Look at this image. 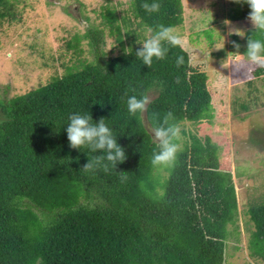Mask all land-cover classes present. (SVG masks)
Returning <instances> with one entry per match:
<instances>
[{"label":"trees","instance_id":"1","mask_svg":"<svg viewBox=\"0 0 264 264\" xmlns=\"http://www.w3.org/2000/svg\"><path fill=\"white\" fill-rule=\"evenodd\" d=\"M14 1L0 0V18L11 17ZM145 2L153 0H129L142 28L181 25L180 0H159L158 13L146 12ZM230 11L229 20H247L250 8L231 0ZM100 18L116 34L119 53L105 57L101 28L87 29L82 37L90 61L0 98V264H223L226 227L235 229L237 210L231 174L221 169L216 146L208 136L191 135L160 183L151 164L158 151L154 113L162 121L171 112L170 123L178 125L210 120L205 73L189 64L180 45L167 42L166 58L145 66L135 54L142 44H135L129 20L121 17L119 24L107 6ZM248 38L264 42V31L249 25L243 38L231 35L243 54ZM178 56L184 58L179 67ZM251 75H264V68ZM133 95L150 97L145 112L129 113ZM76 113L93 123L105 119L125 151L123 163L113 168L105 160L108 171L83 170L107 153L70 147L66 127ZM121 172L127 181L121 182ZM247 214L249 255L264 264V203L250 205Z\"/></svg>","mask_w":264,"mask_h":264},{"label":"rangeland","instance_id":"2","mask_svg":"<svg viewBox=\"0 0 264 264\" xmlns=\"http://www.w3.org/2000/svg\"><path fill=\"white\" fill-rule=\"evenodd\" d=\"M180 1L183 20L174 29L182 38L180 46L187 52L189 64L205 73L212 116L210 120L181 122L177 142L181 144L191 135L208 136L216 146L221 169L231 174L237 210L235 229L226 227L223 264H258L247 248L253 228L247 209L264 203V75L253 77L256 66L246 58L235 59L229 34L233 28L245 32L251 23L248 19L229 20L231 0ZM105 6L115 10L119 24L121 17L129 20L126 27L134 31L135 44H143L149 37L147 29L133 19L129 0L14 1L11 17L0 18V98L24 93L90 61L92 54L82 37L87 29L101 28L99 47L105 57L119 53L116 34L110 35L100 24ZM167 170L153 168L158 183ZM156 190L160 191L158 186Z\"/></svg>","mask_w":264,"mask_h":264},{"label":"clouds","instance_id":"3","mask_svg":"<svg viewBox=\"0 0 264 264\" xmlns=\"http://www.w3.org/2000/svg\"><path fill=\"white\" fill-rule=\"evenodd\" d=\"M237 3H246L250 8V13L247 19L250 21L253 28L264 31V0H235ZM143 9L148 13H158L161 8L159 0H153L151 3H143ZM225 25H229V21H224ZM147 32L149 37L144 41L142 47L135 53L138 58L143 60L145 66L150 67L153 58L163 60L166 58L169 49L164 46L167 42L172 46H179L182 38L179 37L174 27L159 24L156 28L148 27ZM244 37L243 30L233 28L230 33ZM236 49L232 55L237 61L247 59L251 65L264 68V42L248 38L246 52L239 53L240 45L232 42ZM184 63V58L178 56L176 58L177 67ZM176 83H180L179 77L176 78ZM135 91V89H130ZM127 95V93H125ZM150 99L147 95H141L139 98L135 95L128 97L127 107L130 114L137 112L143 113L147 110ZM154 126L152 132L154 140L157 142L158 151L152 155L151 164L154 168L172 169L177 162L178 153L182 150V145L177 141L181 138V128L176 123H170L174 119L173 114L168 112L159 120V115L153 114ZM69 124L66 127L67 139L69 145L73 149H79L82 146H87L91 151H104L106 156H96L91 161L84 165L83 170L90 171L96 167H102L104 171H108V164L113 168L118 163H123L126 159L124 149L118 145L116 137L112 130L105 124V119L101 118L98 123H93L90 115L73 114L69 117ZM121 182L128 179L125 172H121ZM163 195V193H161Z\"/></svg>","mask_w":264,"mask_h":264}]
</instances>
